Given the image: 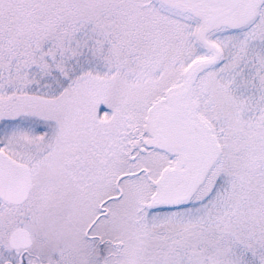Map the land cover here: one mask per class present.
I'll use <instances>...</instances> for the list:
<instances>
[{"label":"snow or ice","instance_id":"1","mask_svg":"<svg viewBox=\"0 0 264 264\" xmlns=\"http://www.w3.org/2000/svg\"><path fill=\"white\" fill-rule=\"evenodd\" d=\"M0 264H264V0H0Z\"/></svg>","mask_w":264,"mask_h":264}]
</instances>
